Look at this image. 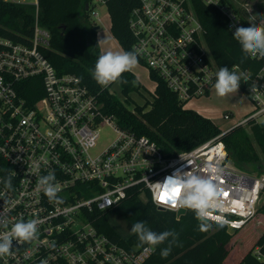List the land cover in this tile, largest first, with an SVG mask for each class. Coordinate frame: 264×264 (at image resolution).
Returning <instances> with one entry per match:
<instances>
[{
	"label": "built area",
	"instance_id": "obj_1",
	"mask_svg": "<svg viewBox=\"0 0 264 264\" xmlns=\"http://www.w3.org/2000/svg\"><path fill=\"white\" fill-rule=\"evenodd\" d=\"M4 1L32 5L34 21L25 41L0 34V218L8 225H0V231L21 219H36L38 235L30 242L14 241L13 254L0 258V264H147L155 249L126 247L100 228L99 219L103 215L109 221V214L119 212L118 204L132 192L177 215L179 207L161 202L157 184L177 170L211 179L222 189V207L209 210V221L239 229L256 214L264 200V174L248 173L229 161L221 137L235 125L264 119V56L249 55L260 62L256 71L232 67L247 77L241 81L252 111L199 146L168 154L147 135L120 127L80 76L56 70L44 53L52 34L39 21V0ZM202 2L221 10L232 33L249 26L230 3ZM129 28L139 63L156 86L152 73L161 78L184 108H189L188 100L212 93L220 68L193 0H138ZM31 78L40 81L42 95L29 102L20 90ZM223 117L232 116L225 111ZM104 126L116 136L97 150ZM49 173L60 187L59 201H50L38 186L39 178ZM8 177L11 189L3 183ZM255 254L264 260L260 248Z\"/></svg>",
	"mask_w": 264,
	"mask_h": 264
},
{
	"label": "trees",
	"instance_id": "obj_2",
	"mask_svg": "<svg viewBox=\"0 0 264 264\" xmlns=\"http://www.w3.org/2000/svg\"><path fill=\"white\" fill-rule=\"evenodd\" d=\"M236 10L239 8L230 0ZM92 0H39V21L51 31L50 46L44 49L45 55L59 73H75L98 94L104 102L105 111L116 117L119 126L147 135L155 140L168 154L190 150L210 140L221 132L209 117L193 108H184L178 96L168 88L166 83L155 74L158 80L152 100L134 105L131 109L126 100L131 92H138L141 84L135 73L125 72L121 83L125 100L111 93L108 87H101L92 77L101 49L97 43L96 23L89 18ZM194 9L204 29L205 40L219 68L234 65L241 69L256 71L260 62L246 55L241 45L227 27V18L215 5H207L202 0H193ZM89 4V6H87ZM138 5V0H108L107 7L111 18V32L119 41L124 51H133L134 38L129 28L131 10ZM34 21L32 5L15 4L0 0V34L15 40L25 41L24 35L31 33ZM22 33L23 35H21ZM240 87L244 90L243 82ZM20 93L34 101L42 95V85L37 78L26 80L21 85ZM247 126L235 125L221 139L225 143L228 160L239 169L248 173L264 174V121H250ZM117 211L124 214L133 224L145 222L155 232L174 230L178 234L176 244L172 245L167 258L161 257V250L168 247V241L155 248L147 264H264L255 254L256 248L264 253V229L252 238L251 246L239 253L238 259L231 258L232 241L235 233L244 227L264 219V204L259 206L256 214L233 234L227 226L216 222L197 220L193 210L177 216L172 210H162L150 199L144 200L138 192L130 193L117 206ZM100 228L111 238L128 248L143 247L135 234L124 238L110 224L105 216L99 219ZM211 225L208 231H200V223ZM220 226L215 231L212 227ZM171 239V238H170Z\"/></svg>",
	"mask_w": 264,
	"mask_h": 264
},
{
	"label": "clouds",
	"instance_id": "obj_3",
	"mask_svg": "<svg viewBox=\"0 0 264 264\" xmlns=\"http://www.w3.org/2000/svg\"><path fill=\"white\" fill-rule=\"evenodd\" d=\"M233 37L241 45L242 51L246 55L264 56V25L249 22L248 27H236ZM138 56L134 51H108L100 55L93 69L90 70L93 79L101 86L107 87L110 84L121 82L122 74L131 72L138 65ZM247 79L243 73L230 71L228 67H221L216 73L214 89L219 97H225L237 92L241 85V79ZM55 174L49 173L39 178L38 186L49 198L50 201H59L58 192L60 187L55 183ZM9 189L12 187V179L8 177L3 181ZM161 195L168 198L167 202L171 207L180 209H190L195 213L197 220H202L209 215L212 208L222 207L220 197L222 189L211 179L202 178L189 171L181 172L177 170L173 177L160 184ZM160 195V197H161ZM159 197V198H160ZM225 222H220L222 227ZM0 225L7 228V222L0 218ZM211 225L200 223V231H208ZM131 233L138 238L140 245H147L145 251L154 250L161 244L168 241V247L161 250V257L167 258L171 253L172 245L177 243L178 234L174 230L155 232L148 228L143 221H137L131 227ZM38 235V221L36 219H22L15 222L8 231H0V258L11 256L13 242H30ZM171 238V239H170ZM41 264H47L42 260Z\"/></svg>",
	"mask_w": 264,
	"mask_h": 264
},
{
	"label": "rangeland",
	"instance_id": "obj_4",
	"mask_svg": "<svg viewBox=\"0 0 264 264\" xmlns=\"http://www.w3.org/2000/svg\"><path fill=\"white\" fill-rule=\"evenodd\" d=\"M33 1V0H29ZM233 5H236L239 10L247 17L248 22H255L259 25H264V0H230ZM96 12L98 14H96ZM89 18L92 22H95L100 31V38L102 41V50L101 53L104 54L108 51L118 52L123 51L121 46L118 45L113 39L112 35L105 30L106 22L110 20L109 10L106 4L104 3H95L91 4L89 11ZM102 19V20H101ZM233 71V70H231ZM133 73L138 78L139 83L141 84V91L131 92L126 102L127 106L131 109L134 108V105L144 104L146 101L152 100V95L150 91H154L156 83L150 77L148 69L143 64L138 63V65L132 70ZM109 91L112 92L116 97L121 100H125V94L122 91L120 82L110 84L107 86ZM189 108L195 110H205L207 111V116L214 121L220 128L226 129L233 125L236 120L242 119L248 115L252 109L253 104L249 99L246 92L239 87L237 92L229 94L225 97H219L216 94L215 89L213 88L212 93L208 96H201L192 98L187 101ZM228 111L231 113V119H225L223 113ZM199 112V111H198ZM264 121V119H261ZM247 126L249 129L248 125ZM115 132L109 126H104L101 131V139L99 140V146L97 150H100L106 144H108L114 137ZM264 198V195L263 197ZM264 204V200L259 203V206ZM110 224L123 236L124 238H129L133 234L131 233V227L133 223L125 217L124 214L120 212L110 213L108 216ZM220 226L212 227L211 231H215ZM264 229V219L262 217L258 218L256 223L251 224L248 227L239 229L233 237V247L231 250V258L238 259L239 253L242 250L247 249L251 246L252 238L256 236L260 230Z\"/></svg>",
	"mask_w": 264,
	"mask_h": 264
},
{
	"label": "crops",
	"instance_id": "obj_5",
	"mask_svg": "<svg viewBox=\"0 0 264 264\" xmlns=\"http://www.w3.org/2000/svg\"><path fill=\"white\" fill-rule=\"evenodd\" d=\"M101 20H102V19H101ZM106 23H107V24H106V28H105V30L108 31V32L110 33V35H112V39H113L118 45L121 46V44L119 43V41L113 36V34H112V32H111V24H112V22H111V18H110L109 22L107 21ZM100 34H101L100 31L97 30L96 40H97V43H98L99 46H100V49L102 50V41H103V40H101V38H100ZM121 49L124 51V49H123L122 46H121ZM101 55H102V53H101ZM197 111H199V112L202 113L203 115L207 116V114H206L207 111H205V110H203V109H201V110H197ZM207 117H208V116H207Z\"/></svg>",
	"mask_w": 264,
	"mask_h": 264
},
{
	"label": "water",
	"instance_id": "obj_6",
	"mask_svg": "<svg viewBox=\"0 0 264 264\" xmlns=\"http://www.w3.org/2000/svg\"><path fill=\"white\" fill-rule=\"evenodd\" d=\"M87 6H89V4L87 5ZM99 28V26H95V29H98ZM160 209H162V210H165L166 208L165 207H163V206H160L159 207ZM186 213V209H179L178 210V212H177V216L179 217V216H181V215H183V214H185ZM200 221H203V222H209V219H207V218H203L202 220H200ZM237 231V228L236 227H233V226H229L228 227V232L229 233H231V234H233L234 232H236Z\"/></svg>",
	"mask_w": 264,
	"mask_h": 264
},
{
	"label": "snow or ice",
	"instance_id": "obj_7",
	"mask_svg": "<svg viewBox=\"0 0 264 264\" xmlns=\"http://www.w3.org/2000/svg\"><path fill=\"white\" fill-rule=\"evenodd\" d=\"M160 200L163 203V202H167L168 198H166L165 196L161 195Z\"/></svg>",
	"mask_w": 264,
	"mask_h": 264
}]
</instances>
